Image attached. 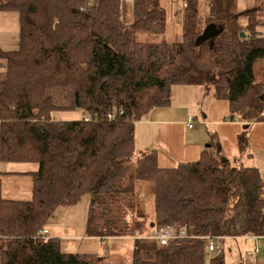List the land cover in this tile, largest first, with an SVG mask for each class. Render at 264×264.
Instances as JSON below:
<instances>
[{
  "label": "trees",
  "instance_id": "obj_1",
  "mask_svg": "<svg viewBox=\"0 0 264 264\" xmlns=\"http://www.w3.org/2000/svg\"><path fill=\"white\" fill-rule=\"evenodd\" d=\"M183 1L181 41L147 43L138 35L166 31L160 0H0V12L20 16L17 50L1 52L0 156L38 165L32 200L0 198V264H103L96 254L68 252L60 239L39 236L59 208L88 195L90 237L186 227V238L167 246L135 240L132 264H226L207 238L264 237V181L256 168L213 146L174 168H161L154 150L134 160L136 122L169 105L174 86L211 88L245 131L264 122L258 10L209 0L204 14L199 0ZM209 25L222 32L198 45ZM62 112L83 117L57 119ZM247 141L239 138L241 152ZM138 185L154 200L148 226Z\"/></svg>",
  "mask_w": 264,
  "mask_h": 264
},
{
  "label": "crops",
  "instance_id": "obj_2",
  "mask_svg": "<svg viewBox=\"0 0 264 264\" xmlns=\"http://www.w3.org/2000/svg\"><path fill=\"white\" fill-rule=\"evenodd\" d=\"M236 8L239 12L257 9L258 18L262 23L257 31L264 36V0H236ZM203 13L207 14V11L204 9ZM240 22L246 26L245 19H241ZM19 39V14L17 12H0V62L2 61L1 52L17 50ZM261 67V70L264 71V65ZM67 114L63 118L60 116L62 114H57L56 118L64 121L66 118L77 120L83 117L75 112L68 116ZM190 116L194 118V128L192 129L188 127V117ZM244 126L243 122L230 120L229 103L217 100L211 88L174 86L171 89L169 105L153 109L146 117L136 122L135 149L139 153L138 157L154 150L161 168H174L182 163L197 162L201 158L203 150L210 145L209 148L211 146L220 148L229 160L240 159L246 168H256L264 181V122L254 123L248 131H245L247 129H244ZM244 135L248 141L245 150L241 152L239 138ZM37 170V164L6 162L0 156V198L16 201L32 200L33 178L31 174ZM141 188L143 189L141 191V194L143 193L142 208L146 219L149 216L152 220L155 215L153 197L147 188L145 190V186L139 185V189ZM149 221L147 220V222ZM48 232V237L60 239L64 248L67 247L65 244L69 243L71 251L68 252H75L74 243L79 241V244L84 243L85 250L91 251L82 254H96L103 259L104 256H101L99 251L103 250L109 240H116V238L90 237L85 233L80 242L79 239L61 238L59 235ZM127 238L134 245L133 236ZM217 245L219 247L217 253L228 252L230 255L235 254L238 257L240 249L244 250L246 257L249 258L248 264H264L263 236L227 237L219 240Z\"/></svg>",
  "mask_w": 264,
  "mask_h": 264
},
{
  "label": "rangeland",
  "instance_id": "obj_3",
  "mask_svg": "<svg viewBox=\"0 0 264 264\" xmlns=\"http://www.w3.org/2000/svg\"><path fill=\"white\" fill-rule=\"evenodd\" d=\"M161 5L165 8L167 13V27L164 35H150V34H140L137 39L142 42L147 43H160L163 41L169 43H175L181 41V30L182 23L184 18V9L186 8V2L183 0H160ZM200 13H203L205 9L209 13V0H199ZM207 5V6H205ZM207 7V8H206ZM258 15V13H257ZM261 66L257 69V82H264V71L261 70ZM175 92V89H173ZM176 100V99H175ZM73 114V112L61 113L62 118L66 114ZM79 113V112H76ZM67 114V116H68ZM80 114V113H79ZM82 115V114H81ZM66 118L64 120H68ZM213 152L218 154L217 148H213ZM139 153L137 149L135 151L134 160L140 158L138 157ZM227 157L225 153L222 154ZM228 158V157H227ZM139 186V185H138ZM137 194L140 192L137 189ZM91 196H85L77 205L72 207H61L57 210L54 217L48 221L46 228L47 231H50L53 235H59L66 237L68 239H82V236L87 233V217L88 209L90 206ZM147 220H151L149 216ZM150 222V221H149ZM147 222V226L149 225ZM49 233V232H48ZM136 234V233H135ZM133 234V235H135ZM147 234V233H145ZM131 237V236H128ZM134 237V236H133ZM49 238V237H48ZM116 238V240L111 239L107 242L103 250H100L99 253L101 256H104L103 264H132V257L134 251V245L131 240L127 237H110ZM221 240V239H220ZM82 240H80L81 242ZM79 241H75L74 249L75 253H86L91 252L85 250L84 243L79 244ZM66 251H71L69 248V243H66ZM79 247V248H78ZM98 252V251H97ZM96 252V253H97ZM226 264H248V257H246L244 250L238 251V257L230 255V253L225 252ZM247 258V259H246Z\"/></svg>",
  "mask_w": 264,
  "mask_h": 264
},
{
  "label": "built area",
  "instance_id": "obj_4",
  "mask_svg": "<svg viewBox=\"0 0 264 264\" xmlns=\"http://www.w3.org/2000/svg\"><path fill=\"white\" fill-rule=\"evenodd\" d=\"M85 1V0H81ZM123 3L127 6H130L134 3V0H123ZM187 7V6H186ZM123 112H119V114L111 113L108 115L109 120H117L119 116H122ZM85 121H89V119H85ZM188 127L190 129L194 128V118L188 117ZM41 237H48V231L44 230L41 232ZM186 227L183 226L180 229L175 228L172 225L166 226L164 228H153L147 234H141L140 232H136L133 239L134 240H153L156 241L159 246H167L171 240L186 238ZM209 244L210 252H219V247L215 242L214 238H207Z\"/></svg>",
  "mask_w": 264,
  "mask_h": 264
},
{
  "label": "water",
  "instance_id": "obj_5",
  "mask_svg": "<svg viewBox=\"0 0 264 264\" xmlns=\"http://www.w3.org/2000/svg\"><path fill=\"white\" fill-rule=\"evenodd\" d=\"M222 32L221 28L216 27V25H209L206 27L205 31L203 34L197 39V44H201L208 39H213L215 36H218ZM248 125L244 126V129H248ZM210 145L207 146L209 148ZM218 152H220V149H218ZM151 227H154V224L151 225Z\"/></svg>",
  "mask_w": 264,
  "mask_h": 264
}]
</instances>
